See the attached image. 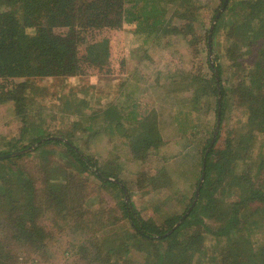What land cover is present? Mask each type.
<instances>
[{
    "label": "trees",
    "instance_id": "1",
    "mask_svg": "<svg viewBox=\"0 0 264 264\" xmlns=\"http://www.w3.org/2000/svg\"><path fill=\"white\" fill-rule=\"evenodd\" d=\"M216 1L0 0V106L12 102L22 120L19 135L0 139V155L42 141L30 151L0 159V264L38 262L48 252L53 229L63 230V225L75 231L91 228L100 214L91 207L102 188L121 193L115 195L121 214H108L116 210L111 208L101 212L108 214L113 228L124 230L119 234V227L101 240L86 239L89 245L81 242L77 251L87 258V264H264V158L257 163L249 154L250 144L264 134V0H229L238 5H227L210 45L209 28L225 0ZM174 18L179 24H173ZM125 24L135 25L136 33L149 35L155 45H169L170 33H179L197 47L195 56L201 63L186 73L178 71L182 76L179 92L192 91V113L201 111L203 101L206 114L214 113L213 126L207 130L212 137L221 96L217 141L226 118H232L228 147L212 159L216 141L207 157L199 198L174 230L191 207L196 190L180 214L171 210L160 220L144 217L126 201L119 183L95 171L130 189L115 171L114 153L98 157L91 146L102 129L92 122L93 114L81 109L85 103L71 114L66 110L73 109L62 108V113L51 110L44 117V107L27 93L28 83H17L22 78L110 73L107 34L122 30ZM197 25L206 29L202 35ZM105 106L106 110L95 115L105 114L103 131L108 140L115 138L127 145L141 129L156 126L154 109L141 113L139 102L128 117ZM125 120L130 121L129 129H125ZM187 125L185 132L199 130L195 121ZM235 128L240 130L233 131ZM78 134L88 137V145L82 148L85 143ZM212 137L202 149L203 160ZM147 145L152 146L149 139ZM235 146L241 149L239 153L233 151ZM164 159L163 176L141 173L140 188L146 189L147 184L168 191L174 177L171 158ZM167 205L172 207L171 202ZM142 253L143 261L136 263L134 256Z\"/></svg>",
    "mask_w": 264,
    "mask_h": 264
},
{
    "label": "rangeland",
    "instance_id": "2",
    "mask_svg": "<svg viewBox=\"0 0 264 264\" xmlns=\"http://www.w3.org/2000/svg\"><path fill=\"white\" fill-rule=\"evenodd\" d=\"M216 2L219 3V0ZM232 3L229 4L230 7ZM235 5H238V2H234L232 6ZM176 23L179 24L174 18L173 24L176 25ZM197 28L199 35L206 30L200 25H197ZM107 36L110 38L111 45L112 70L110 73L101 74L93 71L83 76L22 78L18 79L17 83H28L27 93H32L38 104L44 107L47 115H43L44 117H48L51 110L62 113V108L73 109L71 112L66 110L67 115L71 114L85 103L81 109L84 113L93 114L92 122L97 128L102 129V134L99 133L91 146L99 153L98 157L106 156L111 151L114 153L112 158L115 162V171H118L119 177L130 185V189L127 186L129 202L144 217L160 220L171 210L175 211V214H180L192 200V193L196 190V184L200 182L198 179L203 169L202 149L210 136L212 137L207 130L213 126L214 121L213 112L211 115L206 114L207 108L204 101L201 104V111L192 113L191 90L179 92L181 88L179 81L182 76H178V71L186 73L196 69L201 63L195 56L197 47H193L192 43L189 45L188 40L179 33H170L169 45H155L153 43L155 40L149 35L137 34L133 24H125L122 30L109 31ZM134 102H139L142 108L141 113H148L154 109L157 115L156 126L148 130L141 129V133L127 140V145H123L115 138L108 140L107 134L103 131L105 114L98 118L95 113H101L106 110L105 105H111L128 117ZM229 108L231 113L232 107ZM89 115L85 116V122ZM193 121L198 123L199 130L195 133L190 130L185 132L189 129L187 124ZM129 122V120L124 121L125 129H129ZM230 126H232L231 116L227 117L222 125L212 159L217 158L228 147ZM21 128L22 120L16 112L15 105L12 102L1 105L0 139L19 135ZM232 130L239 131L240 128ZM78 137L85 143L82 144V148L88 145L87 136L78 134ZM148 139L152 143L150 148L147 145ZM233 151L239 153L241 149L235 146ZM249 154L253 155V160L257 163L260 162L257 159L264 158V134L259 135L255 142L250 144ZM165 157L171 158L170 173H173L174 177L168 191L153 189L145 181L143 183L146 184V189L140 188V185H143L140 180L141 173L155 177L163 176ZM38 185L40 184L36 186ZM91 186L98 188L95 184ZM116 194L121 195L118 190L110 188L109 191H105V188H102L97 204L94 202V207H91V211H100L98 219L93 222L91 228L75 231L69 225H63V230L53 229V235L51 234L52 237L48 239L47 254L41 256L42 259L38 262L31 264H87V258L77 251V246L86 239L91 240L96 237L101 240L120 227L113 228V224H108L110 218L108 214L122 213V210L117 208ZM170 202L172 207L168 208L167 203ZM104 208L116 210L106 214L101 212ZM90 217L92 218V215ZM48 225L52 224L48 223ZM119 229L121 234L124 228ZM85 244L89 245L88 241H85ZM143 259L144 253L135 255L133 260L141 263Z\"/></svg>",
    "mask_w": 264,
    "mask_h": 264
},
{
    "label": "water",
    "instance_id": "3",
    "mask_svg": "<svg viewBox=\"0 0 264 264\" xmlns=\"http://www.w3.org/2000/svg\"><path fill=\"white\" fill-rule=\"evenodd\" d=\"M229 4V0H225L222 7L219 9V11L217 12V14L215 15V18L213 19V22L209 28V43L211 45V42H212V34H213V30H214V27L218 21V19L221 17L222 13L226 10L227 8V5ZM211 48V47H210ZM218 81H219V77L217 78ZM220 88V86H219ZM221 96H219V108H218V119H217V125H216V129H215V132H214V135L212 137V140L205 152V155H204V160H203V173H202V177H201V180L198 184V187L196 189V193H195V198H194V201L191 205V207L189 208V210L187 211V213L184 214V216L181 218V220L176 223L173 227L172 230L176 229L185 219L186 217L190 214L191 210L193 209L194 205L196 204V201L198 200L199 198V194H200V191H201V188L204 184V180H205V167H206V164H207V157L209 155V153L211 152V150L213 149L216 141H217V136L219 134V130H220V127H221ZM42 142V141H40ZM40 142H37V143H34L31 145V147L23 150V151H19V152H13V153H10V154H6V155H0V159H3V158H6V157H10V156H15V155H19L21 153H24V152H27V151H30L31 149H34L37 144H39ZM95 171L103 178H106L107 180H110V181H115L117 183H119L121 185V187L123 188V191L125 193V199L126 201L128 202L130 200V196H129V191L127 190V187L122 184L119 180L117 179H113V178H110V177H104L97 169H95ZM171 230V231H172Z\"/></svg>",
    "mask_w": 264,
    "mask_h": 264
}]
</instances>
